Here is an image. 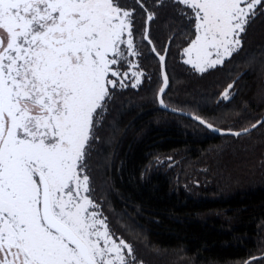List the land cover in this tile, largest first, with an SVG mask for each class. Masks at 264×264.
Wrapping results in <instances>:
<instances>
[{
    "label": "snow or ice",
    "instance_id": "snow-or-ice-1",
    "mask_svg": "<svg viewBox=\"0 0 264 264\" xmlns=\"http://www.w3.org/2000/svg\"><path fill=\"white\" fill-rule=\"evenodd\" d=\"M0 0V264H144L109 226L89 165L118 91L139 89L149 76L139 64V39L169 86L168 47L158 51L150 24L171 6L179 19L182 63L203 74L243 48V36L264 14V0ZM138 6V7H137ZM144 17L143 31L136 16ZM171 40L169 41V43ZM264 62V61H262ZM255 57L249 58V64ZM254 70V69H253ZM235 81L220 97L233 95ZM173 112L176 109H171ZM210 131L239 138L258 127ZM171 159V158H169ZM264 264V254L245 264Z\"/></svg>",
    "mask_w": 264,
    "mask_h": 264
},
{
    "label": "trees",
    "instance_id": "trees-1",
    "mask_svg": "<svg viewBox=\"0 0 264 264\" xmlns=\"http://www.w3.org/2000/svg\"><path fill=\"white\" fill-rule=\"evenodd\" d=\"M127 3L135 6L134 0ZM146 3L151 6L152 0ZM157 11L149 32L161 54L168 47L165 104L221 129L239 130L260 119L264 14L247 29L240 52L200 74L182 63L179 35L171 39L180 26L178 18L172 19L174 9L169 5ZM143 25L144 17L137 15L141 32ZM137 44L143 53L140 67L151 82L117 92L109 120L115 131H105L112 142L97 145L99 154L94 150L89 160L95 195L103 201L110 228L132 244L144 264H245L264 254V127L239 138L218 137L161 110L155 98L159 61L146 42L138 39ZM251 57L255 63L250 65ZM233 81L232 97L222 100L220 93ZM223 144L221 172L218 149Z\"/></svg>",
    "mask_w": 264,
    "mask_h": 264
},
{
    "label": "water",
    "instance_id": "water-1",
    "mask_svg": "<svg viewBox=\"0 0 264 264\" xmlns=\"http://www.w3.org/2000/svg\"><path fill=\"white\" fill-rule=\"evenodd\" d=\"M146 42V41H145ZM147 43V42H146ZM158 59V58H157ZM166 91V90H165ZM158 102V101H157ZM158 105H159V107H160V109L161 110H164V111H166V112H168V113H172V114H176V115H180V116H183V117H186V118H188L189 120H192V121H194V122H196L197 124H199L197 121H195V120H193L192 118H190V114H187V113H184V112H181V111H178V110H176L175 112H173L171 109L172 108H169V107H167V108H165V107H162L160 104H159V102H158ZM261 118H264V114H263V116L261 117ZM260 118V119H261ZM202 126V125H201ZM204 127V126H203ZM208 132H210V133H212L213 135H215V136H218V137H233V136H231V135H225V134H221V133H217V132H214V131H210V130H208L206 127H204ZM255 130V129H254ZM254 130H252L251 132H253ZM250 132V133H251Z\"/></svg>",
    "mask_w": 264,
    "mask_h": 264
},
{
    "label": "rangeland",
    "instance_id": "rangeland-1",
    "mask_svg": "<svg viewBox=\"0 0 264 264\" xmlns=\"http://www.w3.org/2000/svg\"><path fill=\"white\" fill-rule=\"evenodd\" d=\"M225 145H226V144H223V145L221 146V148L218 149V150H220V151H219V154H220L219 159L221 160V164H220V167H219V171H221V172L224 170L223 167H224V163H225V161H226L225 154L223 153V150H225V149L227 150V148L225 147ZM224 157H225V158H224ZM164 161H165V162H171L172 165L175 164V162H172L171 159H169V158L165 159ZM196 170H197L199 173H205L204 171H201V169H199L198 167L196 168ZM219 171H218V174H220ZM186 184H187L186 187H187V188H188V187L190 188V185H189V184H190V181H188ZM189 188H188V189H189Z\"/></svg>",
    "mask_w": 264,
    "mask_h": 264
}]
</instances>
